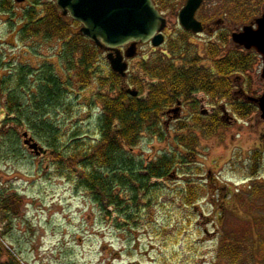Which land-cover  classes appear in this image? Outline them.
<instances>
[{
	"label": "rangeland",
	"instance_id": "374dc122",
	"mask_svg": "<svg viewBox=\"0 0 264 264\" xmlns=\"http://www.w3.org/2000/svg\"><path fill=\"white\" fill-rule=\"evenodd\" d=\"M20 27L0 21V59L6 62L5 67L26 66L34 78L48 64L65 83L57 59L62 41L45 40L41 35L21 38L17 35ZM192 41L197 46L190 48L201 57L205 44L211 42ZM219 45L222 53L237 49L232 42ZM160 48H142L139 56L128 62V72L147 83L137 64L142 55L162 54L166 47ZM262 69L259 58L245 75H234V97L247 99L243 86L251 95L260 96L264 91ZM2 74L4 70H0ZM100 75L106 76V72ZM97 90L95 83L84 91L77 90L76 82L67 88L72 114L51 117L54 123H63L62 141L77 127L79 137L96 131L100 104L93 95ZM201 93L192 97L199 101L198 110L213 113L214 108L227 105L211 102ZM183 110L182 116L188 112L185 107ZM225 110L228 119H233L214 136L200 138L194 163L185 164L179 158L171 179L157 181L161 186L158 199L146 204L142 202L145 195L139 192V202L126 205L136 208V216L126 222L114 207L105 211L104 204L94 202L90 192L55 172L47 156L32 155L23 147L22 137L19 155L17 147L1 149L0 189L5 195L17 193L18 202L9 200L11 219L0 208V240L7 250L0 248V264H13L11 254L21 264H264V119L259 111L243 119L233 116L228 106ZM4 117L0 111V120ZM175 124H168L171 133ZM24 130L16 128L20 134ZM172 138V134L163 142L144 138L134 154L147 161L172 149L179 151ZM254 151L260 152L255 161L251 157ZM253 164L258 166L254 171ZM196 186L194 202H187L185 190ZM123 194L125 201L132 198L130 192Z\"/></svg>",
	"mask_w": 264,
	"mask_h": 264
},
{
	"label": "trees",
	"instance_id": "16d2710c",
	"mask_svg": "<svg viewBox=\"0 0 264 264\" xmlns=\"http://www.w3.org/2000/svg\"><path fill=\"white\" fill-rule=\"evenodd\" d=\"M79 27L78 23L62 19L53 10L46 19L19 31V36L41 35L45 40L62 41L57 59L65 83L54 66L45 64L42 73L33 78L28 67L8 65L6 68V62L0 59V70L5 71L0 76V111L5 114L0 120V150L7 146L17 147L19 155L23 144L32 153L24 144L23 134L26 133L43 148L45 153L41 156H47L55 172L66 175L78 187L90 192L94 202L104 204L105 211L114 207L126 222L136 216V208L126 205H136L139 192L145 195L143 201L140 200L146 204L158 199L161 186L157 181L171 179L179 158L185 164L194 163L200 138L214 136L226 125L220 111L201 115L199 102L192 100L193 94L202 92L213 101L223 100L237 118H249L257 111L254 103L234 97L233 77L249 72L259 56L254 51L242 49L222 54L219 45L222 42H207L201 57L185 40L170 41L168 55L155 54L146 63L137 64L148 80L145 83L143 77L131 73L124 78L111 70L106 76L100 75L105 61L97 47L79 33ZM177 62L180 65L177 66ZM203 62L211 63V67L203 66ZM74 82L78 91L86 90L92 83L99 89L93 95L94 101L100 104L97 129L90 136L79 137L77 127L67 141H62L63 123L58 125L51 117L72 114V104L67 102L66 95L67 88ZM125 85L134 87L138 95L130 96L124 90ZM180 100L189 107L190 114L174 121L172 140L179 151L172 149L147 161L135 155V149L144 138L160 142L168 139L171 131L164 122V113ZM18 127L25 129L23 133H17ZM259 156V151L251 153L253 161ZM252 166L255 167H251L253 171L258 168ZM77 169L81 172L77 173ZM195 170L200 169L196 167ZM197 186L185 190L187 202H194ZM124 192H130L132 198L125 201L121 197ZM17 197V193L5 195V190L0 189V208L6 211L7 219L12 218L9 200L17 203ZM4 245L0 240V248L6 250ZM10 259L13 264H21L12 254Z\"/></svg>",
	"mask_w": 264,
	"mask_h": 264
},
{
	"label": "water",
	"instance_id": "95a60500",
	"mask_svg": "<svg viewBox=\"0 0 264 264\" xmlns=\"http://www.w3.org/2000/svg\"><path fill=\"white\" fill-rule=\"evenodd\" d=\"M201 0H187L185 7L179 13V21L183 28L200 32L201 26L194 19V13ZM63 14L69 16L81 25L79 32L96 46L114 50L107 55L111 70L120 76H125L127 64L123 61L119 48L131 44L126 57L135 55L136 44L148 41L158 47L163 42L159 33L165 25L151 0H56ZM234 43L249 50L254 49L262 56L263 69L261 77L264 79V13L256 21V28L245 26L240 32L232 35ZM135 97L137 92L127 90ZM264 119V91L259 98L251 99ZM24 144L36 155L45 153L43 148L27 134H23Z\"/></svg>",
	"mask_w": 264,
	"mask_h": 264
},
{
	"label": "flooded vegetation",
	"instance_id": "af4514ba",
	"mask_svg": "<svg viewBox=\"0 0 264 264\" xmlns=\"http://www.w3.org/2000/svg\"><path fill=\"white\" fill-rule=\"evenodd\" d=\"M151 1L165 22L162 30L156 34L162 36L163 42L158 47L152 46L150 41L144 44L137 43L135 55L131 58L126 57V52L131 44H125L119 48L123 61L127 64V69L129 67L128 62L133 60L137 55L139 56L140 50L144 47H150L153 51L158 50L160 47H166L165 51L160 52L163 55H167L169 54L168 43L170 41L185 40L189 45H195L192 41L193 39H199L205 43L206 41L232 42V35L240 32L243 27L252 26L256 28V21L264 13V0H201L200 5L194 13V19L200 24L202 30L200 32H193L192 30L183 28L179 21V13L185 7L187 0ZM53 10L62 19L74 21L69 14H63L56 0H0V16L2 17H0V21L5 23L12 21L14 25H21L20 31L26 25L46 19L51 15ZM19 31L17 35H19ZM96 47L105 61V64L102 65L103 71L108 73L111 67L107 60V55L110 53L114 55V50ZM151 56L146 58L142 55L141 62L146 63V61L150 60ZM124 90L126 91V86ZM175 107L177 108L174 113H171L169 109L164 113L165 116L163 118L167 127H170L168 124L173 123L172 120L175 117L178 119L185 118L190 114L189 107L181 100L177 102ZM183 107L187 109L188 115L186 113L182 116Z\"/></svg>",
	"mask_w": 264,
	"mask_h": 264
}]
</instances>
